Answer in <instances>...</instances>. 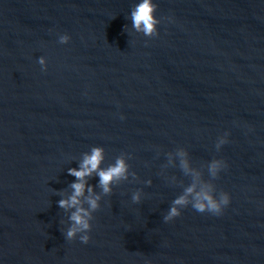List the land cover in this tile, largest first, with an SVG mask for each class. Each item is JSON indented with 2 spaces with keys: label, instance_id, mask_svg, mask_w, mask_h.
Listing matches in <instances>:
<instances>
[{
  "label": "water",
  "instance_id": "95a60500",
  "mask_svg": "<svg viewBox=\"0 0 264 264\" xmlns=\"http://www.w3.org/2000/svg\"><path fill=\"white\" fill-rule=\"evenodd\" d=\"M139 2L0 0V264H264V0H154L156 37L131 26ZM94 146L137 178L102 198L85 244L57 193ZM180 147L205 179L227 162L222 214L164 221L191 183Z\"/></svg>",
  "mask_w": 264,
  "mask_h": 264
},
{
  "label": "clouds",
  "instance_id": "9594fccd",
  "mask_svg": "<svg viewBox=\"0 0 264 264\" xmlns=\"http://www.w3.org/2000/svg\"><path fill=\"white\" fill-rule=\"evenodd\" d=\"M157 9L158 4L154 0H140L135 4L130 13L133 30L146 37L158 36V25L161 23V19L156 15ZM70 39L71 36L64 33L59 36V43L67 44ZM38 63L42 66V70H47L46 57L41 56ZM229 134L225 132L218 138L217 150L228 142ZM175 156L179 160V167L184 175L191 178V183L185 187L181 195L173 200L170 209L163 217L164 221H171L180 216L182 208L188 205L201 213L222 214L225 207L231 202V194L227 191L217 194V188L213 181L219 176L221 170L227 167V162L220 158L208 162L206 167L210 179H205L203 170L192 166L185 148L176 149ZM128 157L129 154H121L114 163L102 167L106 158L105 148L94 146L89 152L82 154L78 168L68 169V173L76 177V180L69 185L71 192L68 193V190L65 189L57 193L63 197L58 201V205L66 213H69L68 220L71 222L64 231L67 240H74L79 234L80 241L87 244L91 240L93 216L100 209L102 198L113 193L114 185L127 181L130 177L137 178V174L130 171ZM94 176L99 177V192L96 191V185L89 184V179ZM147 183L150 185L151 180ZM131 199L133 203H139L142 200V190L134 192Z\"/></svg>",
  "mask_w": 264,
  "mask_h": 264
}]
</instances>
